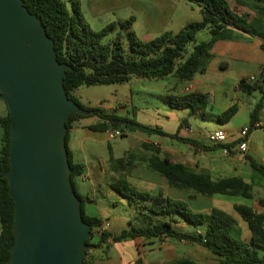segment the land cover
<instances>
[{
    "label": "trees",
    "instance_id": "16d2710c",
    "mask_svg": "<svg viewBox=\"0 0 264 264\" xmlns=\"http://www.w3.org/2000/svg\"><path fill=\"white\" fill-rule=\"evenodd\" d=\"M22 1L29 12L41 19L48 36L53 39L57 60L68 65L63 84L68 97L76 102L70 91L81 85L121 84L133 78L163 79L168 76L176 77L179 83L190 81L196 73H203L207 69L216 41L228 40L237 35L259 36L263 40L260 47L264 51V32L248 23L245 18L248 13L237 12L238 5L242 4L241 0H234L233 4L229 0H187L197 5L201 14L200 20L187 23L177 32H163L147 39H141L132 29L134 16L124 21L110 22L101 29L94 30L84 19L80 0ZM255 8L264 15L262 6L256 5ZM201 32H207L209 38L198 41L197 34ZM263 82L264 69L253 81L242 77L237 83L238 89L246 94L254 90L262 92L250 113L249 132L258 128L255 123L258 121L260 109L264 106ZM164 100L171 108L186 109L189 114H204L209 105L208 95L197 90L180 94L169 93L164 96ZM237 108L236 104L230 105L218 115V120L221 123L228 122L237 112ZM85 109L89 114H71L66 121V142L73 122L90 116L98 118L95 124L89 126L92 130L118 128L122 131L121 137H126V132L135 131L157 134L186 143L195 150L227 148L233 154L240 141L205 143L199 139L181 136L178 130L168 133L157 126L146 125L133 117L119 114L116 108L96 106ZM185 125L186 119H182L180 126ZM260 128L264 129V125ZM153 151L155 154L146 159L148 168L164 176L168 185L187 191L191 200L198 195L253 198V183L246 182L241 176L213 179L209 173L190 171L184 164L169 156H158V148H153ZM9 152L10 118L6 107L5 114L0 115V264H8L9 247L14 242V201L9 196L8 180L4 176L9 167ZM244 158L264 178V165L251 155L245 154ZM111 160L122 171L111 183V188L126 199L134 212L129 228L113 236V240L141 237L198 243L218 257V264H264V254L261 253L264 251V210L248 204H233L234 212L247 223L250 230L249 240H244L238 220L232 213L216 206H211L206 211L193 210L185 200L174 199L162 191L156 194L140 191L128 181L125 174L132 159L121 157ZM68 161L73 187L81 199L82 217L91 225V237L94 233L99 236L96 244H91V237L86 242L98 246L110 234L107 230L98 232L101 219L85 215L83 207L89 198L77 192L74 181L82 173L84 165L73 162L69 151ZM259 202L264 205L262 200ZM179 223L186 224L191 229L179 227ZM82 264H85V258ZM168 264L204 263L183 257Z\"/></svg>",
    "mask_w": 264,
    "mask_h": 264
},
{
    "label": "water",
    "instance_id": "95a60500",
    "mask_svg": "<svg viewBox=\"0 0 264 264\" xmlns=\"http://www.w3.org/2000/svg\"><path fill=\"white\" fill-rule=\"evenodd\" d=\"M68 65L22 0H0V98L10 118L9 167L14 201L8 264H82L91 237L71 181L66 121L89 111L68 97Z\"/></svg>",
    "mask_w": 264,
    "mask_h": 264
},
{
    "label": "crops",
    "instance_id": "0c3cea01",
    "mask_svg": "<svg viewBox=\"0 0 264 264\" xmlns=\"http://www.w3.org/2000/svg\"><path fill=\"white\" fill-rule=\"evenodd\" d=\"M174 1L176 0H132V4L134 5L132 6L139 11H147L146 16H149V23L152 22L159 26L158 29L150 31L149 34L158 35L163 32H172L167 29L169 28V23L175 13L174 10L176 8V4ZM241 1L242 4H240L238 8L241 9V7L245 5L248 10L243 6L244 9L242 11L237 9L239 14L246 13V11L261 14L255 8V6L258 5L256 2L246 0ZM128 3L129 0H87L86 9H89L91 16H97L102 13V7L104 5L118 8L124 5H130ZM249 6L252 7V9ZM187 23L189 22L185 21L180 23V29ZM219 41H223L222 43L225 46V51H216ZM219 41H216L213 45V58L207 66L205 72L196 73L192 80L184 83H179L177 78L174 76L166 78L167 83L163 90L164 93L161 96V105L169 106L164 100V96L170 92L169 89H172L171 93L173 94L197 90L208 95L209 88L212 89L215 86H220L223 93L226 94L228 89L239 90L237 83L240 78H248L249 76H254L256 78L258 73L264 69V51L260 47L263 40L259 36L243 34L237 35L236 37L228 40ZM251 55L255 58L253 62H251L249 58ZM223 65L225 67H222ZM249 66L253 69L249 70ZM210 68L214 71L211 76L208 75ZM95 123L87 122L84 118L75 120L68 132V139L66 142L72 161L75 163H82L84 165L82 173L76 177V180L80 182L83 187L79 190L77 189V186H75L77 192L81 196L89 197V200L84 203V213L87 216L101 219L102 223H108L106 230L110 234L100 245H92V247L88 249L85 256V264H168L171 261L183 257H190L199 263L218 264V257L198 243L175 240L160 241L158 239H144L141 237L124 238L118 241L112 239L113 236L119 235L122 230L129 228V222L133 218L134 212L128 206L126 199L111 188V183L122 172L121 169L118 168V164L114 163L111 158H121V156H114L109 142L108 158L104 159L102 156H98V153L96 152V143H102L106 139H114L109 136V130L111 129L104 131L90 129L89 126ZM257 123H259L258 128L264 125V121L260 117L258 118ZM186 124L187 125L181 128L182 130H178L179 135L197 139V137L189 134L191 133V130L188 127L189 123L187 120ZM157 127L164 130L160 126ZM135 133H138V131H135ZM153 135L155 134H149L147 138H143V142H145L144 145L146 144V146H149V152H151L149 157L155 154L153 148H158V156H169L163 151L165 149L163 147L165 146L163 145V136L156 134L157 138L153 139ZM237 137L238 135L230 136L228 134V142L235 141ZM251 146H253L251 138H248L247 151L245 153H241L236 149L234 153L231 154L232 157L229 159H231V161H246L244 155H250L248 149H250ZM177 151L181 153V156L184 155L193 157L205 156V153H207V151L195 150L190 145H188V150L178 148ZM172 159L176 162L184 164L190 171L196 173H209L211 175V170H201L196 166V163L192 166L188 161L174 158ZM261 163L264 165V156ZM145 164L148 166L147 162H145ZM217 172L216 168V177L213 178L211 175L213 179L221 178V176H218ZM103 174L106 175V179H104V181L101 179ZM126 177L128 181L140 191L149 192L151 194H156L158 191H162L165 195L168 194L174 199H188V204L193 209H198L201 206L203 196L198 195L195 199L191 200L188 197L189 193L187 191L168 185L164 176L152 170L143 172L139 171L137 173L133 172L132 175L127 174ZM84 183L87 184L84 185ZM101 184H103V187ZM98 189L101 190V192H98L99 195L97 194ZM205 198L211 199V206H216L232 213L238 220L242 238L244 240H249L251 234L248 225L244 220L239 218L237 214H234V203L232 204L222 199H214L213 197ZM262 199L263 196H260V200ZM118 205H120L119 209L122 212L115 211ZM252 205L258 210H264V205L260 204V206H257L255 200ZM178 226L191 229L190 226L182 223H179ZM98 237L99 236L97 235L96 242L91 244H96ZM156 248L159 250L158 254L154 252Z\"/></svg>",
    "mask_w": 264,
    "mask_h": 264
},
{
    "label": "rangeland",
    "instance_id": "374dc122",
    "mask_svg": "<svg viewBox=\"0 0 264 264\" xmlns=\"http://www.w3.org/2000/svg\"><path fill=\"white\" fill-rule=\"evenodd\" d=\"M80 1L84 19L94 30H99L110 22L124 21L130 16H134L135 20L132 24V29L141 39H147L149 36L157 35H151L149 32L153 31V29H158L159 26L155 23H152L151 21V23H149V16H146L147 11H139L133 7L134 5L132 4V0H129L128 4L130 5H124L118 8L104 5L102 7V13L98 14L97 16H91L89 9H86L87 0ZM229 1L231 4L234 3V0ZM246 1L255 2L254 0ZM174 2L176 4V8L174 10L175 13L171 19V22L169 23V28L167 30L177 32L180 29V23L185 21H198L201 19L199 9L194 2H189L186 0H176ZM256 3L264 8V2ZM243 6L247 9V6ZM243 6L241 9H238L242 11L244 9ZM246 13H248V15L245 16L248 23L264 32V15L258 13L256 14L250 11H246ZM208 38L209 34L207 32H201L197 34L198 41L207 40ZM222 42L223 41H219L216 51H225V46ZM249 58L251 62L255 60L253 55H251ZM248 69L251 70L253 68L249 66ZM213 73L214 71L210 68L208 75L211 76ZM166 78H133L121 84H101L90 86L81 85L70 92L77 102L84 108L96 106H101L108 109L116 108L119 114L133 117L137 121L146 125L160 126L168 132L182 130L181 128L183 126H180L181 121L182 119H186L189 123L188 127L191 130V133L189 134L197 137V139L205 143H211L207 135L210 131L218 128L223 129L230 136H237L241 128L248 126L250 113L262 95L260 90H254L250 94H246L241 90L235 89H228L227 93L224 94L220 86H215L212 89H208L209 105L206 108L205 113L189 114L186 109H175L171 108L170 106L161 105V96L164 93L163 90L167 83ZM262 86L264 88V82ZM169 91V93H171L172 89H169ZM232 104L237 105V112L228 122L221 123L218 120V115ZM5 112L6 105L0 98V115L5 114ZM258 117L264 121V107L260 110ZM84 120L95 123L98 118L95 116H90L85 117ZM125 134L127 135L126 137H116L110 140L106 139L102 143H96V152L98 153V156H102L104 159L108 158L109 142L114 156H121L127 160L129 158L132 159V164L126 168V175H132L133 172L137 173L139 171L143 172L150 170L148 166H146L145 162L151 152H149V146H145V142H143V138H147L149 134L139 131L138 133L126 132ZM156 138L157 135H153V139ZM248 138H251L253 144V146L248 149L249 154L255 160L262 162V158L264 156V129H253L249 133ZM163 145L166 146H163L165 148L163 151L171 158L188 161L192 166L194 163H196V166L201 170H211V175L213 178L216 177L215 171L217 168L218 176L226 177L239 175L246 182L253 183L251 191L254 199H246L240 196L222 195H215L213 197L214 199H222L232 204L241 203L248 205H252L255 200L256 205L260 206V196H263L262 201L264 202V178H262V176L257 171H254L247 161H231V159H229L232 157L231 154L227 156L222 155V150L220 148L207 151V153H205L207 156H181V153H179L177 149L181 148L183 150H188V145L169 137H163ZM101 179L104 181V179H106V175L103 174ZM74 181L77 189L81 190L83 185L76 180V177ZM86 184L87 183H84V185ZM101 186L103 187V184H101ZM98 192H101V190L98 189L97 191V194L99 195ZM98 197L101 198L100 196ZM185 201L189 203L188 199ZM210 206L211 199L203 197L201 206L198 208L199 210L192 209L206 211L210 208ZM119 208L120 205H118L115 211L122 212ZM96 240L97 234L94 233L90 238V242L94 243ZM154 252L158 254L159 250L156 248ZM261 253L264 254V251H261Z\"/></svg>",
    "mask_w": 264,
    "mask_h": 264
},
{
    "label": "built area",
    "instance_id": "2783aa9c",
    "mask_svg": "<svg viewBox=\"0 0 264 264\" xmlns=\"http://www.w3.org/2000/svg\"><path fill=\"white\" fill-rule=\"evenodd\" d=\"M248 79H249V81H253L255 79V77L250 76ZM255 126L259 127V123H255ZM249 133H250L249 128H248V126H246V127H243L238 134V137L236 140L239 139L240 141L237 144L236 149L241 153H245L247 151ZM109 136L111 138L121 137L122 131L118 128L111 129V130H109ZM207 136H208L209 141L212 143H226V142H228V134L223 129L218 128V129H215L213 131H210ZM222 154L225 156L230 155L229 150L227 148L222 149ZM107 226H108V223H102L98 232H101L102 230H106Z\"/></svg>",
    "mask_w": 264,
    "mask_h": 264
},
{
    "label": "bare ground",
    "instance_id": "6f19581e",
    "mask_svg": "<svg viewBox=\"0 0 264 264\" xmlns=\"http://www.w3.org/2000/svg\"><path fill=\"white\" fill-rule=\"evenodd\" d=\"M88 251V250H87Z\"/></svg>",
    "mask_w": 264,
    "mask_h": 264
}]
</instances>
